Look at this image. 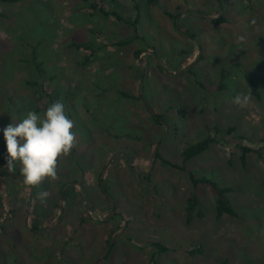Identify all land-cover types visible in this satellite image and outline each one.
I'll list each match as a JSON object with an SVG mask.
<instances>
[{"label":"rangeland","instance_id":"obj_1","mask_svg":"<svg viewBox=\"0 0 264 264\" xmlns=\"http://www.w3.org/2000/svg\"><path fill=\"white\" fill-rule=\"evenodd\" d=\"M117 1L125 17H135L137 2L143 9L141 36L125 46L116 44L134 37L133 28L83 0L0 3V166L4 129L50 105L27 83L34 52L77 137L56 178L0 182V264H264V159L251 154L244 165L240 146L261 149L264 138V0ZM238 95L246 106L233 103ZM207 127L218 142L187 171L158 158L181 165ZM216 127L234 132L222 137ZM189 172L231 188L238 217L217 219L215 196L195 189ZM193 192L204 217L187 224ZM30 212L42 231L31 230ZM153 243L168 252L154 257Z\"/></svg>","mask_w":264,"mask_h":264},{"label":"trees","instance_id":"obj_2","mask_svg":"<svg viewBox=\"0 0 264 264\" xmlns=\"http://www.w3.org/2000/svg\"><path fill=\"white\" fill-rule=\"evenodd\" d=\"M19 0H0V3H15L18 2ZM86 4H88L93 10H96L98 12H101L104 14L105 17L110 18V17H115L119 22L124 23L128 25L129 27H132L134 30V37L127 39L125 41H120L116 45L118 46H125L128 45L129 43L133 42L136 39L140 38V23L142 19V11H141V6L137 2L136 6H134V9L136 10V15L133 18L130 17H125L123 16L118 9H120L122 6L118 4L117 0H83ZM106 4H109L111 7H113V10L105 9L104 7ZM118 7V9H117ZM126 9V8H125ZM167 16L171 18L172 20L176 21L178 19V16L173 15L171 13H167ZM224 18L221 19H215L214 23L220 24L221 22H224ZM73 47L76 49H82L84 48L85 50H91V44L89 45L88 43H73ZM142 51H138L136 53V56L139 57L140 54H142ZM33 57L30 58L31 65L34 68L35 75L34 78L31 80L27 81L28 85L31 86L35 93L39 96L38 100L40 101L41 99L49 98L50 99V104L57 102L59 100L57 97L50 95L48 87L52 84V81L54 80V77H51L47 74V70L45 67V64L43 61L39 60V57L36 52L33 53ZM252 91L253 95L260 99L261 98V93L259 90V86L257 85L256 82L252 83ZM154 120L158 121V117L154 115ZM205 132H207V137H205L203 140L199 141L198 143L192 144L191 146L187 147L185 150H183L181 156H182V164L181 165H176L166 159H163L159 153H157L158 158L161 159L162 163L165 166L168 167H173V168H178L182 171H187L188 170V165L189 163L195 159L196 157L200 156L201 154L207 152L213 144H216L218 142L217 135H213L211 132V127H207L205 129ZM211 132V133H210ZM214 132H217L219 135H222V137H227L229 135H232L234 132L233 128H228L226 130H220L219 128H215ZM119 138V137H116ZM242 141V137L236 138ZM243 144V142H242ZM261 144V149L257 148H252L250 146H247L245 144L241 145V160L242 163L245 165L247 163L248 157L251 154L258 153L259 157L261 159H264V155L261 153L262 150L264 149V138L259 142ZM263 148V149H262ZM4 153H2L1 156H3ZM264 165V163H263ZM190 175V180L192 182V185L195 189L199 188V186H207L212 194L215 196V202H216V218L217 219H222L225 216L231 217V218H237L238 217V212L234 208L231 200L229 199V194L232 192V189L229 187H223L221 186L218 182L209 179L207 177H197L194 173L189 172ZM13 176L20 178L23 180L22 174L20 172V168H16L15 170L10 172L7 167H6V161H3V166H0V182L4 181V179H10ZM66 186L64 184L61 189H60V195L63 191V188ZM71 187H76L75 185ZM8 190V189H7ZM10 190H8L9 192ZM69 195V189L65 190L64 196L65 198ZM184 214H185V223L191 224L195 219H201L204 217V212H203V204L201 202L200 197L198 196V193L193 192L186 200V205L184 209ZM39 214L30 212L29 214V219L31 221V230L33 232L37 231H42L43 229L40 228L39 224ZM54 219L50 221L49 225H53ZM47 230V228H45ZM44 230V231H45ZM115 232V230L113 231ZM153 246L157 249V253L154 255L157 256L158 254H163L168 252V248L164 246L161 243H153ZM113 248V244L109 241V251L107 254V257L111 254ZM201 250H192L189 251V254L191 256H194L198 253H201ZM152 261L157 264L156 261L152 259ZM223 264H228V261L225 260Z\"/></svg>","mask_w":264,"mask_h":264},{"label":"clouds","instance_id":"obj_3","mask_svg":"<svg viewBox=\"0 0 264 264\" xmlns=\"http://www.w3.org/2000/svg\"><path fill=\"white\" fill-rule=\"evenodd\" d=\"M248 97L238 95L233 103L244 107ZM74 122L68 118L65 106L57 101L50 104L43 114L28 111L19 123L4 129L7 147L6 167L12 172L18 163L26 186H38L45 178H56L58 162L76 147ZM50 194L41 192L44 203Z\"/></svg>","mask_w":264,"mask_h":264},{"label":"water","instance_id":"obj_4","mask_svg":"<svg viewBox=\"0 0 264 264\" xmlns=\"http://www.w3.org/2000/svg\"><path fill=\"white\" fill-rule=\"evenodd\" d=\"M62 196H63V193H62ZM62 211H63V209H62Z\"/></svg>","mask_w":264,"mask_h":264}]
</instances>
